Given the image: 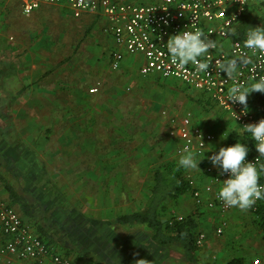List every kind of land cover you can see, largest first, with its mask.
<instances>
[{"label":"rangeland","instance_id":"1","mask_svg":"<svg viewBox=\"0 0 264 264\" xmlns=\"http://www.w3.org/2000/svg\"><path fill=\"white\" fill-rule=\"evenodd\" d=\"M146 1L138 0L137 3ZM6 2L7 0H0L2 49L8 47L9 42L15 38L8 26L11 24L9 18H5ZM17 19L21 21L20 17ZM120 75L117 72L112 74V84H116L119 91L110 94H116L115 99L120 101L127 95V98L138 103L137 107L129 110L125 105L119 108L115 103L98 101V106L94 105L92 108L90 122L87 117L83 118L84 122H72L74 117L71 120L64 119L63 122L60 120V123L55 122L58 121L57 117L65 114L72 116L75 112V108L66 106L67 100L64 107L55 105L54 102L58 101L57 92H54L56 97L52 99L48 96L51 100H44V89L34 88L32 92L17 96L19 99L14 102L16 105L12 113L13 116L19 115L15 117L16 123L8 127L6 122L0 121V174L31 207L35 217L30 220L32 225L44 224V229L53 238L52 242L64 254L65 257H62L72 262L93 264L97 260L109 259L116 264H138L139 260H143L144 264H203L206 252L209 254L210 251L216 253L219 249L224 250L222 246L225 245L220 240L226 233L218 236V243L221 245L212 241L210 247H207L201 242L194 261H188L176 245L171 248L152 246L148 240L150 230L147 227L121 226L112 219L122 211L136 209L145 201L156 167L180 166V155L176 153L177 144L174 140L176 135L171 130L178 122V117L172 121L163 115V111L177 114L191 111L197 125L212 128L218 135L229 134L235 126L215 106L203 105L198 101L199 97L195 99L197 96L188 93L179 80L163 81L154 92L151 89L144 91L131 87ZM33 82L37 83L33 87L44 88V75ZM62 93L65 95L64 99L71 100L70 91L63 90ZM4 95L0 89V97ZM107 95L110 96L105 92L103 96ZM28 96L36 100L31 107H25L21 100ZM116 110L119 112L115 113ZM2 111L4 108L1 106L0 115ZM111 113L114 115L111 116ZM78 127L83 128L80 140L74 138L72 133L73 128ZM44 132H50L52 136L44 139ZM18 134L23 139L17 138ZM90 136L101 152L104 149L110 151L106 155H98L97 161L100 157L102 161L125 166L127 169L108 172L80 170V165H77L80 157L74 154V149L79 141L81 145H88ZM225 140L228 141L227 136L226 139H221L220 136L218 147L224 146ZM57 149L62 151L61 154H54ZM193 158L199 159L194 155ZM82 162L90 161L80 163ZM198 167L181 168L187 180L194 179L199 185L202 179L197 174L201 167L199 161ZM0 192L9 200L1 181ZM192 200L191 192L176 199H168L161 208V220L165 221L171 216H184L193 210L198 217L208 214L205 208L196 209ZM12 205L21 213L17 205ZM235 211L241 222L232 225L231 231L233 230L235 238L251 239L253 249L257 250L264 239L252 214L248 212L249 208L246 211L239 208L232 210L230 219L235 218L234 222L237 217L231 213ZM217 216L219 215L214 214L208 224L215 222ZM237 228L240 231L234 232ZM212 232L210 225L209 233ZM233 242L237 245L236 240ZM249 254L256 257L251 252ZM208 258H211L208 260L210 263L216 260L211 255Z\"/></svg>","mask_w":264,"mask_h":264},{"label":"crops","instance_id":"2","mask_svg":"<svg viewBox=\"0 0 264 264\" xmlns=\"http://www.w3.org/2000/svg\"><path fill=\"white\" fill-rule=\"evenodd\" d=\"M133 1L137 2L138 0ZM153 1L156 0H147L146 3ZM5 7L7 8L6 11H4L7 12L5 18H9L11 24L8 26H10V32L14 34L15 37L12 42H9L8 47H3L4 49L1 48L2 46L0 43V89L5 93L4 96L0 97V108L1 106L4 108V111H2L0 115V121L6 122L8 127H10L11 124L16 123L15 117H19V115H12L14 106L16 105L15 103L19 99V97L17 96H19L20 94L23 95L27 92H32L35 89H44V100H51L57 95L58 101L54 102L55 105L64 107L65 101L67 100L66 106L75 108V112H73L72 116H70L69 114L59 116L56 118L58 119V121L56 120L55 122L60 123V120L61 122H63L64 119L67 120L69 118L71 120V118L73 117L74 119L72 122H84L83 118L85 117H87L90 122L91 113L93 112L92 108H94V105L95 107L98 106V101L102 103L104 101H108L112 104L115 103V105H117V107L119 108H122L123 105H125L129 108V110L130 108L137 107L138 103L134 99L127 98V95L125 96L126 98L122 97V101L115 99L116 94L112 95L113 91H115L114 93L119 91V88L116 86V84H112L111 81L112 74L114 72L121 74L120 76L128 81L131 87L135 86L138 90L144 91L151 89L155 92V90L159 89V85H161L160 83H162L163 81H172L175 79L163 77L157 73H152L146 76L141 75L139 72V68L143 63L142 55L126 53L122 46L115 43L111 32L107 28V19L102 14L84 13L78 17H74L70 13V10L62 4H43L33 10L30 15H23L20 10V0H7ZM261 10L259 11L258 9H256V11H253L252 14L257 15L259 12H261ZM1 11H3V9H1ZM17 17H20L21 21L18 20ZM230 40H232L231 36ZM230 40L226 42V46L227 43H230ZM114 50H120L123 52V58L120 62L119 68L117 69H113L110 64L111 53ZM42 75H44V88L33 87V85L37 84L33 81L38 80ZM181 84L183 85L182 87L184 89L188 90V93H192L197 96L195 97V99L199 97L198 101L203 105L215 106V108H217L219 112L223 116H225V119L230 122V124H234L235 129H238L236 124L205 93L196 90L188 85H185L182 82ZM92 88H96V90L91 91ZM63 90L70 91L69 95L71 96V100L64 99L65 95H63L62 93ZM54 92H57V94L54 95ZM105 92H107V94H109L110 96H103ZM253 93L254 91L250 92L247 96V107L251 111L257 113V110L253 107ZM48 96H50L51 99H48ZM21 100L23 101V105L25 107H31L32 103L36 101L31 99L30 96L24 99L22 98ZM116 112H119V110H116L115 113ZM185 112L191 113V111H184L180 114H177L176 112L169 113L163 111V115L167 119L168 117L169 119H171V117L174 116L180 117ZM16 113L17 111H15V114ZM113 115L114 114L111 113V116ZM122 116H120V118ZM24 117L26 119L27 113L24 114ZM75 117L81 118L76 119ZM192 123L193 125L198 126L200 129L212 134V140L208 143V146L203 155L199 156L194 152H191L195 158H199L198 160L201 159L199 161L201 167L200 170H198L199 173L197 174H199V176H202V179L199 185L196 182V184L201 187L207 183H211V173L207 171V167H210L212 171L218 169L217 167L212 166L208 157L210 156L211 152H214V149L219 148L218 141L221 135L216 134V132H214L215 130L212 128H204L200 127V125H197L196 119H194L193 115ZM178 124L179 123L177 122L175 126L173 125L171 130H176ZM72 133L74 138H78L80 140V138L82 137L83 128H73ZM49 135L52 136V133L44 132V139L49 137ZM228 135L229 134H227V138ZM17 138L23 139L21 134H18ZM92 139L93 138L91 136L90 138H88V145H81L80 141L77 142V147H75L76 149H74V154L80 157V159L77 160V162L79 163L77 165H80L78 167L80 170L108 172L113 170L127 169L125 166L122 167L118 164H113L112 162L102 161L100 157L97 161L98 155H106L110 151L104 149V151L101 152V149L96 146V143L92 142ZM174 140L177 144V147L181 143V140L177 135L174 137ZM224 144V146L230 144L229 138L227 142L226 140L224 141ZM76 150L78 151L76 152ZM61 152L59 149H57L54 154L59 155L61 154ZM84 160H88V162H90L80 163ZM40 164H42V162H40ZM220 184L221 183L214 184L213 190L217 191ZM211 195L213 194H208L206 198L211 197ZM3 197L4 196L0 192V198L18 213L21 220L32 230H34L35 233L39 236L40 231L38 230V227L39 229L41 228L43 231H45L47 237H44V235H42L40 236V238H42L48 246L53 247L57 253H59L61 256H64L60 249L56 247V245H54V243L52 242L53 238L44 229V224H36V226L32 225L30 220H33L35 218L33 214L32 217L25 216L22 214L20 209L19 210L21 213H19L10 203V201ZM192 201L196 209L205 208V210L208 212V214L205 213L199 217L196 214L195 210H193L192 212H188L197 215L198 231L199 234H203V241L201 240V242H203L207 247H210L213 242L215 244L221 245L218 243V241L220 240L219 237L222 236L221 234H227V236L225 234V237H222L223 239L220 240L223 241L225 245L222 246L224 250L219 249L216 253H211L210 251L209 254H207L206 252V257L203 264H217L216 262H218L219 264H230L232 260H235V262L238 264H255V259L258 260V263L256 264H264V243H262L260 247L255 250L253 249L254 247L252 246L251 239H246L245 237H241V239L238 237L235 238L233 230L231 231V229L233 228L232 225L241 222L239 221V214H236V211L231 214H236L237 220L234 222L235 218L230 219V212L237 209L238 207H232L227 211H220L218 208H207L204 203L196 204L194 200ZM143 203L144 202L138 205L136 209L130 211H122L119 214L138 210L142 207ZM26 204L29 206L28 203ZM29 208L31 210L30 206ZM248 212L252 214L250 208ZM214 214H218V218L216 217V220L214 218L215 222H210L208 224V222L213 219ZM115 217L112 219L113 222ZM222 222H224L222 232L217 233L216 229L219 225L222 224ZM210 225L213 230L212 233H209ZM121 226L130 227L128 225ZM132 226L146 227L141 224H135ZM235 231L238 232L240 231V229L237 228L236 230H234V232ZM259 232L261 233L260 230ZM1 238L2 237L0 235V239ZM148 240L152 246L155 245L157 247H160L154 244L150 240V237L148 238ZM234 240L237 241V245L233 244ZM135 242H133V244H135ZM250 252L252 253V255L255 254L254 256L256 257L253 258L252 256H250ZM210 255L212 258L216 259L212 263L208 262V260H211V258H208L210 257ZM106 260L107 261L97 260V262H100L102 264H116V262H110L111 260L109 261V259Z\"/></svg>","mask_w":264,"mask_h":264},{"label":"built area","instance_id":"3","mask_svg":"<svg viewBox=\"0 0 264 264\" xmlns=\"http://www.w3.org/2000/svg\"><path fill=\"white\" fill-rule=\"evenodd\" d=\"M258 1L261 0H156L149 3L133 0H20V10L23 15H30L43 4H62L74 17L84 13L104 15L115 43L122 46L126 53L142 55L141 75L157 73L175 78L205 93L240 130V125L256 122L260 118L248 107L247 110L242 109L244 106L228 100V90L236 84L247 87L264 77V50L246 48L245 36L230 40V32L246 7ZM180 30L200 31L215 42V47L198 58V62L208 63L206 70H199L197 64L192 62L183 66L172 62L167 40ZM228 40L230 43L226 46ZM122 58L123 52L114 50L111 53V67L119 68ZM229 59L236 61L235 71L231 74L219 71L218 63ZM175 118L171 117V120L175 121ZM178 123L174 131L181 143L176 147V153L180 155L187 150L203 155L212 134L193 125L190 112L178 117ZM246 160L253 161L259 169L258 154L247 155ZM207 171L211 173V183L200 187L194 179L187 180L193 200L196 204L204 203L207 208H218L220 211L231 209L217 198V191L213 190V185L222 183L225 175H221L219 169L212 171L207 167ZM211 193L213 195L206 198ZM259 200L249 208L254 210ZM223 226L224 222L216 232L221 233ZM0 235V264H77L48 246L1 198ZM202 238L203 234H199L198 244ZM254 263H258V260L255 259Z\"/></svg>","mask_w":264,"mask_h":264},{"label":"clouds","instance_id":"4","mask_svg":"<svg viewBox=\"0 0 264 264\" xmlns=\"http://www.w3.org/2000/svg\"><path fill=\"white\" fill-rule=\"evenodd\" d=\"M244 46L252 50H264V27H250L245 34ZM212 47H215V42L200 31L180 30L170 35L167 40V49L173 63L178 66L186 65L189 62L196 63L199 70L208 68V63L198 62V58ZM235 66L236 61L232 59L217 65L219 71L227 74L234 72ZM252 91L264 93V77L259 78L248 87L236 84L229 88L227 99L233 103H239L244 106L242 109L247 110V96ZM236 117L235 113L234 118ZM245 133L255 142L254 146L259 155L264 156V118L240 125L239 134L243 136ZM226 136L221 135V139ZM248 151L249 148L245 144L235 142L220 146L208 157L212 166L217 167L219 173L226 177L222 180L216 195L228 207L246 210L256 200L264 199V186L258 183L259 174L264 172V166L258 169L253 161L246 160ZM200 160H195L192 153L185 150L180 154L178 163L183 168L196 169L199 168L198 161ZM138 264H144L143 260H139Z\"/></svg>","mask_w":264,"mask_h":264},{"label":"trees","instance_id":"5","mask_svg":"<svg viewBox=\"0 0 264 264\" xmlns=\"http://www.w3.org/2000/svg\"><path fill=\"white\" fill-rule=\"evenodd\" d=\"M258 9L257 15H253V11ZM262 26L264 27V0L251 3L245 11L237 18L233 25L230 34L232 40L241 39L245 36L250 27ZM254 109L257 110L259 118H264V93L254 91ZM229 143L241 142L245 144L249 151L248 156L259 153L256 151L254 141L248 137L247 134L241 136L238 129L229 131ZM259 168L264 166V156L259 155ZM183 169L180 166H165L160 165L153 170L152 185L150 186L149 193L142 205L138 210L119 214L115 217L114 222L120 225L132 226L141 224L150 230V240L165 248H171L174 245L178 246L183 256L188 261H194L195 254L199 249L197 239L199 236L198 231V218L193 213H188L184 216H171L165 221L160 218V211L162 206L168 199H176L181 195L190 192V187L187 179L184 176ZM0 181L3 183L4 190L8 194L11 204H17L22 214L32 217L29 206L20 198L18 192L15 190L1 174ZM258 182L264 186V172H260ZM253 219L256 226L264 236V199H260L256 204L254 210H251ZM40 236L47 237L45 231L41 228ZM238 264L232 260L230 264ZM94 264H102L94 262Z\"/></svg>","mask_w":264,"mask_h":264}]
</instances>
